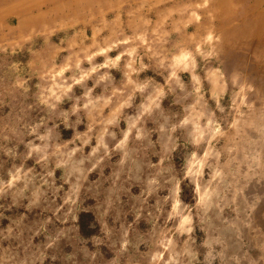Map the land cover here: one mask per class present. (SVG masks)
Instances as JSON below:
<instances>
[{"label":"rangeland","instance_id":"1","mask_svg":"<svg viewBox=\"0 0 264 264\" xmlns=\"http://www.w3.org/2000/svg\"><path fill=\"white\" fill-rule=\"evenodd\" d=\"M255 5L0 0V264H264Z\"/></svg>","mask_w":264,"mask_h":264},{"label":"trees","instance_id":"2","mask_svg":"<svg viewBox=\"0 0 264 264\" xmlns=\"http://www.w3.org/2000/svg\"><path fill=\"white\" fill-rule=\"evenodd\" d=\"M87 220L92 222V224H94L96 222V220L92 214H89V213L80 214L78 223L80 226V231H81L83 236L86 235L90 229V227L86 224Z\"/></svg>","mask_w":264,"mask_h":264},{"label":"bare ground","instance_id":"3","mask_svg":"<svg viewBox=\"0 0 264 264\" xmlns=\"http://www.w3.org/2000/svg\"><path fill=\"white\" fill-rule=\"evenodd\" d=\"M264 3V0H256V5H255V8H260L261 6H262V4ZM261 15V14H260ZM246 18V17H245ZM248 19V18H247ZM258 19H260L259 21H258V23H262L261 22V19H264V18H261V17H259ZM257 19V20H258ZM256 26H260L259 24H257ZM259 33V28L255 31V30H252L251 31V33ZM235 36V35H234ZM260 36V35H259ZM237 39V38H236ZM229 40V39H228ZM227 40V41H228ZM228 43V42H227ZM256 51V50H255ZM256 57V56H255ZM261 58V57H260ZM264 60V59H263ZM256 62V61H255ZM260 62V61H259ZM258 63V62H257Z\"/></svg>","mask_w":264,"mask_h":264},{"label":"clouds","instance_id":"4","mask_svg":"<svg viewBox=\"0 0 264 264\" xmlns=\"http://www.w3.org/2000/svg\"><path fill=\"white\" fill-rule=\"evenodd\" d=\"M117 59H119V57H117Z\"/></svg>","mask_w":264,"mask_h":264}]
</instances>
